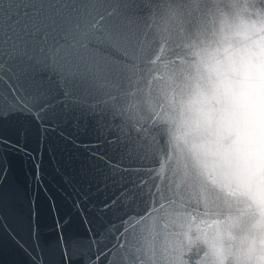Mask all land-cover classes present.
<instances>
[{
  "label": "snow or ice",
  "instance_id": "snow-or-ice-1",
  "mask_svg": "<svg viewBox=\"0 0 264 264\" xmlns=\"http://www.w3.org/2000/svg\"><path fill=\"white\" fill-rule=\"evenodd\" d=\"M203 2L0 0V264H264V160L240 149L219 93L198 94L186 132L206 138L195 147L214 166L171 195L148 179L159 129H133L121 103L147 82L160 4L165 25L201 13L202 31L211 16L228 39L224 11ZM49 154L67 196L41 186ZM169 211L190 220L187 243L160 223Z\"/></svg>",
  "mask_w": 264,
  "mask_h": 264
},
{
  "label": "clouds",
  "instance_id": "clouds-1",
  "mask_svg": "<svg viewBox=\"0 0 264 264\" xmlns=\"http://www.w3.org/2000/svg\"><path fill=\"white\" fill-rule=\"evenodd\" d=\"M201 8L224 11L228 39L218 41L214 32H219L220 25L213 24L211 16L202 31L201 13L186 18L182 26L165 25L162 17L167 5L160 4L156 15L161 27L152 24L150 18L151 26L145 30L146 44L153 51L147 82L137 87L133 81L121 96L126 119L133 129L139 131L145 124L159 129L149 155L153 163L148 179H155L158 188L168 187L170 195L199 187L200 173L215 163L213 157L195 147L206 138L186 135L187 122L197 116L199 93L212 96L218 92L227 114H241L250 96L258 110L264 102V0H204ZM190 37L197 40L200 49L209 51L197 55V49L190 47ZM225 46L230 49L231 59L217 67L211 57L215 55L223 61ZM163 215L160 223L166 225L168 237L183 232L187 243L190 220L184 212L169 211ZM197 238L192 225L193 242Z\"/></svg>",
  "mask_w": 264,
  "mask_h": 264
},
{
  "label": "water",
  "instance_id": "water-1",
  "mask_svg": "<svg viewBox=\"0 0 264 264\" xmlns=\"http://www.w3.org/2000/svg\"><path fill=\"white\" fill-rule=\"evenodd\" d=\"M225 123L242 151L247 153L254 149L258 150L261 159L264 160V102L258 110L254 97L250 96L241 114L226 113ZM18 163L25 172L31 168V161L25 157L21 156ZM58 168L56 157L51 154L45 157L41 186L48 185L63 196H67L64 189L60 187L62 177ZM70 201L71 198L69 203Z\"/></svg>",
  "mask_w": 264,
  "mask_h": 264
}]
</instances>
